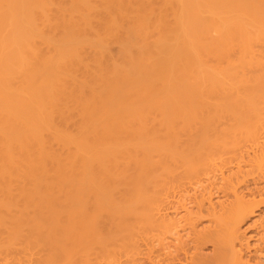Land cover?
I'll return each mask as SVG.
<instances>
[{
    "label": "bare ground",
    "instance_id": "obj_1",
    "mask_svg": "<svg viewBox=\"0 0 264 264\" xmlns=\"http://www.w3.org/2000/svg\"><path fill=\"white\" fill-rule=\"evenodd\" d=\"M0 264H264V0H0Z\"/></svg>",
    "mask_w": 264,
    "mask_h": 264
}]
</instances>
